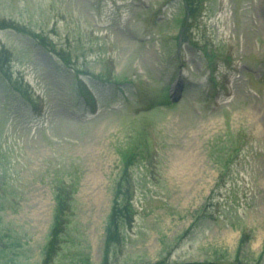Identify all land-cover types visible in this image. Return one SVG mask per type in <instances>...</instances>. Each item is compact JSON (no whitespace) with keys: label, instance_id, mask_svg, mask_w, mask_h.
<instances>
[{"label":"rangeland","instance_id":"rangeland-1","mask_svg":"<svg viewBox=\"0 0 264 264\" xmlns=\"http://www.w3.org/2000/svg\"><path fill=\"white\" fill-rule=\"evenodd\" d=\"M103 263L264 264V0H0V264Z\"/></svg>","mask_w":264,"mask_h":264},{"label":"trees","instance_id":"trees-1","mask_svg":"<svg viewBox=\"0 0 264 264\" xmlns=\"http://www.w3.org/2000/svg\"><path fill=\"white\" fill-rule=\"evenodd\" d=\"M132 151H135V150H132ZM126 159H125V162H126ZM124 169H125V167H124ZM114 205L115 206L112 208V211L110 212V219H109L108 225H107V227H108V229H109V231H110L111 234H113V233L115 234V228L122 226L121 223H123V219H119L120 214L119 213H118V215L116 214L120 210L118 201L116 199H115ZM116 215H117V217H116ZM112 239H114V235H112ZM112 239H110L108 242H113ZM105 263H107V260H106ZM258 263H259V261H258ZM258 263H254V264H258ZM245 264H247V263H245Z\"/></svg>","mask_w":264,"mask_h":264},{"label":"water","instance_id":"water-1","mask_svg":"<svg viewBox=\"0 0 264 264\" xmlns=\"http://www.w3.org/2000/svg\"><path fill=\"white\" fill-rule=\"evenodd\" d=\"M180 88H181V83L178 82L177 89H176V90H177V92H176L177 95L179 94V91H178V90H179Z\"/></svg>","mask_w":264,"mask_h":264},{"label":"bare ground","instance_id":"bare-ground-1","mask_svg":"<svg viewBox=\"0 0 264 264\" xmlns=\"http://www.w3.org/2000/svg\"><path fill=\"white\" fill-rule=\"evenodd\" d=\"M177 89V87H175V90Z\"/></svg>","mask_w":264,"mask_h":264}]
</instances>
